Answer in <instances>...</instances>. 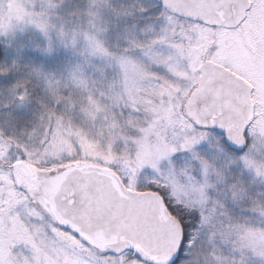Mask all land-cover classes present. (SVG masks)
Returning <instances> with one entry per match:
<instances>
[{
	"label": "snow or ice",
	"instance_id": "obj_1",
	"mask_svg": "<svg viewBox=\"0 0 264 264\" xmlns=\"http://www.w3.org/2000/svg\"><path fill=\"white\" fill-rule=\"evenodd\" d=\"M0 264H264V0H0Z\"/></svg>",
	"mask_w": 264,
	"mask_h": 264
}]
</instances>
